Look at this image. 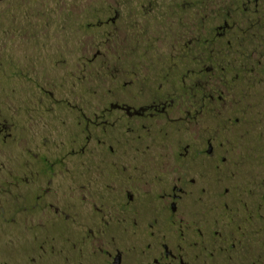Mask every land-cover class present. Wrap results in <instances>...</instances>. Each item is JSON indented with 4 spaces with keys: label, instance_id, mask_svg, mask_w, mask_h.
<instances>
[{
    "label": "flooded vegetation",
    "instance_id": "obj_1",
    "mask_svg": "<svg viewBox=\"0 0 264 264\" xmlns=\"http://www.w3.org/2000/svg\"><path fill=\"white\" fill-rule=\"evenodd\" d=\"M23 3L0 30V264H264L227 156L264 0H85L63 46L75 0ZM223 196L247 221L213 217Z\"/></svg>",
    "mask_w": 264,
    "mask_h": 264
},
{
    "label": "rangeland",
    "instance_id": "obj_2",
    "mask_svg": "<svg viewBox=\"0 0 264 264\" xmlns=\"http://www.w3.org/2000/svg\"><path fill=\"white\" fill-rule=\"evenodd\" d=\"M237 1L241 2L243 0ZM75 3L74 16L69 15L71 9H68L71 8L70 6H61L60 26L62 31V46L64 45L63 40L68 41L67 36L69 35L68 32L66 33L64 31H76V33H74L78 40L80 37H83V34L86 31L87 6L85 5V0H75ZM24 7L23 0H7L0 3V30L3 31L7 28V20H14V24L15 21H18L19 24ZM262 40H264V38H262ZM69 45L70 43H66L65 47H68ZM18 54L19 52H17V55ZM61 55V57L64 58L65 51L64 53H61ZM68 55L69 54H67L66 57L70 59ZM76 56L79 55L77 54ZM251 112V123L249 124L250 128L248 127V130H246V125H248V123L246 124L244 115H239V113L237 115L238 118L240 117V122L237 124L236 133L234 132L232 137L235 143L234 146L230 148L227 155L230 160L236 164V167H232L233 171H235V177L234 179L230 178V181H232L229 183V186L231 188L233 187L232 190H234L235 185L245 187L244 185L246 184L244 183H247L246 187L252 191L251 193L246 191L247 198L242 199L243 201L249 202V204L252 203V208H258L252 209L251 222L261 224L263 229L255 231H260L259 235H256L260 238V241L258 240L254 244L259 250L264 251V236L261 235L264 234V83L253 85ZM245 132L248 134L245 135ZM223 187H225V185L222 184V189ZM230 199L231 196L221 197V209H219L213 217H218L219 215L220 220L224 222L245 221L248 214L246 211L249 209H236V212L233 209H223V203L230 201Z\"/></svg>",
    "mask_w": 264,
    "mask_h": 264
}]
</instances>
